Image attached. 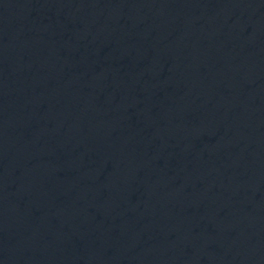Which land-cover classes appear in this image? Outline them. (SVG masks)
Here are the masks:
<instances>
[{"label": "water", "instance_id": "1", "mask_svg": "<svg viewBox=\"0 0 264 264\" xmlns=\"http://www.w3.org/2000/svg\"><path fill=\"white\" fill-rule=\"evenodd\" d=\"M0 264H264V0H0Z\"/></svg>", "mask_w": 264, "mask_h": 264}]
</instances>
